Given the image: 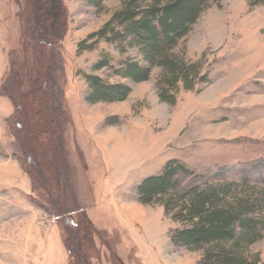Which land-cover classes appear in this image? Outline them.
I'll return each mask as SVG.
<instances>
[{
	"label": "rangeland",
	"instance_id": "374dc122",
	"mask_svg": "<svg viewBox=\"0 0 264 264\" xmlns=\"http://www.w3.org/2000/svg\"><path fill=\"white\" fill-rule=\"evenodd\" d=\"M121 1L104 0L100 7H94L85 0H63L68 15L67 31L60 42H50L52 66L55 67L51 77L55 109L65 111L72 122L64 135L69 153L67 169L81 207L88 210L102 201L101 185L105 172L100 160H151L141 164L134 174L127 175L122 190H126L134 178L155 175L158 163L166 165L171 160L180 161L194 173L192 177L180 174L179 181L184 187L235 182L242 187L246 184L264 189V2L222 0L201 15L184 46L177 52L183 53L187 61L202 62V70L209 72V83L194 91L181 89L177 103L172 107L160 101L156 89L160 69H154L150 80L139 84L116 75L125 61L134 60L145 65L137 48H127L122 54L117 44L101 41L92 50H79L80 43L110 21ZM34 5L35 14L40 17V8H44V4ZM31 11L33 13V9ZM19 13L14 0H0V87L8 74L9 63L32 60V53L24 47L30 40V33L27 40L22 38L23 22L18 19ZM41 22L43 24L36 25L38 33L46 25L44 19ZM41 37L42 34L40 43H46L48 37L44 35L45 40ZM92 44L90 41L86 45ZM104 56L110 60L111 67L94 71V66ZM86 74L96 75L111 84L128 85L132 93L124 102L88 104ZM13 90L14 94L21 93L16 79L13 80ZM0 97L5 96L0 94ZM86 120L88 124L91 121L99 124L98 132L103 131L104 125L109 127L103 133L105 138L113 139L106 157L94 148L91 149L95 151L93 155H84L85 151L88 153L86 147L92 145L88 142L84 145L77 132L85 126ZM8 121L11 134L15 126L13 120L10 125ZM121 144H124L123 148L127 147V158L119 159L120 151L114 155ZM15 154L24 163V169L30 171V162L17 149ZM122 156L126 154L123 152ZM34 195L41 197L43 193L38 190ZM1 208L6 206L0 202ZM41 210L48 226L59 234L53 216ZM143 212L139 232L149 247L166 260H172V264L199 263L200 252L170 249V231L180 225L167 218L162 207L145 206ZM108 214L107 224L111 226L113 222L114 225L109 228L110 232L104 233V236L108 235L109 248L100 249L101 261L97 255L90 256L91 263L142 264L137 261L135 244L119 229L113 220L115 215ZM98 225L102 228L103 224ZM2 232L7 233L8 229L0 226V234ZM58 234L56 239H61ZM15 240V237L10 242L0 239V264H23L15 258L19 256L14 254L15 243L12 242ZM53 240L48 248H55ZM74 251L77 255L75 248ZM251 251L262 254L263 258L264 232L263 239ZM42 264H67V257L63 250L58 249L53 254L49 251Z\"/></svg>",
	"mask_w": 264,
	"mask_h": 264
},
{
	"label": "trees",
	"instance_id": "16d2710c",
	"mask_svg": "<svg viewBox=\"0 0 264 264\" xmlns=\"http://www.w3.org/2000/svg\"><path fill=\"white\" fill-rule=\"evenodd\" d=\"M14 1L20 10L18 19L23 22L22 38L27 40L30 33L24 47L32 53V60L9 63L8 74H4L6 79L0 87V94L9 98L15 109L8 121L10 125L13 120L15 126L11 135L15 148L31 164V170L27 171L21 163L32 181L33 203L53 216L59 230L58 234L52 229L50 239H56V234L61 238L67 264H92L90 256L97 255L101 261L100 249L109 248L106 240L110 232L109 214L96 212L91 220L74 193L64 138L72 122L65 111L55 109L56 98L51 87L55 67L50 42H60L66 33L67 11L63 0ZM85 1L100 7L104 0ZM221 1L122 0L110 21L80 43L79 50H92L101 41L117 44L122 54L127 48H137L145 65L125 61L116 75L139 84L149 81L154 69H160L156 83L160 101L173 107L181 89L194 91L209 83V72L202 70V62L187 61L177 51L184 46L201 15ZM35 3L45 6L40 8V17L35 14ZM41 19L46 25L38 33L36 25L43 24ZM40 34L43 40L44 35L48 37L46 43H40ZM90 41L93 44L87 46ZM110 67V60L104 56L94 71ZM84 77L89 87L88 104L124 102L132 93L128 85L111 84L96 75ZM14 79L18 80L21 93L14 94ZM180 174L194 175L185 164L171 160L159 175L146 178L137 187L141 205L162 207L165 216L180 225L170 231L173 246L200 252L198 264H264V256L251 251L263 239L264 189L246 184L242 187L235 182L184 187L179 181ZM38 190L43 193L41 197L34 195ZM98 223L103 224L102 228ZM110 227L113 228L112 223Z\"/></svg>",
	"mask_w": 264,
	"mask_h": 264
},
{
	"label": "crops",
	"instance_id": "0c3cea01",
	"mask_svg": "<svg viewBox=\"0 0 264 264\" xmlns=\"http://www.w3.org/2000/svg\"><path fill=\"white\" fill-rule=\"evenodd\" d=\"M14 110V105L10 99L0 97V202L6 206V208L0 209V226L8 229L7 233L2 232L0 234V239L10 242L12 237L16 238L12 242L15 243L14 254L19 255L15 257L16 260L23 261V264H41L49 251L53 254L58 249L60 251L63 249L59 239L54 241L56 243L55 248H48L51 243L52 229L48 226L46 215L42 216L41 208L34 204L31 199L32 181L23 170L19 158L16 157L15 139L7 127V121L13 116ZM98 126L100 125L94 124V121L88 124L86 120L85 126H82L81 131L79 129L77 132L78 138H82L80 141L84 145L86 142L92 145V147L87 146L85 149L88 148V153L85 151L84 154L87 157L89 153L93 155L96 149L100 150L104 157L109 152L110 141L113 139L105 138L103 134L109 127L104 125V127L102 126L103 131L98 132ZM78 144L82 145L79 141ZM123 146L124 144H121L114 152V155L118 154L117 151L121 152L117 155L119 159L128 157L127 147L123 148ZM92 148H94V152L91 151ZM123 152L126 156H122ZM149 161L151 160H100L105 172L104 181L101 185L102 195L100 194L102 201L98 205L95 204L91 209H85V211L89 217L96 212H112L115 215L113 220L116 221L119 229L127 234L132 244H135L136 257L142 264H172V260H166L152 247H149L142 240L139 232L145 206L138 201L137 187L146 178H134L126 190L121 189L122 184L128 180L127 175L134 174L141 167V164ZM84 164L86 168L91 170L88 164ZM163 164L158 163L155 166L158 173L148 177L159 175L165 166ZM112 226H114L113 222ZM169 243L170 249L174 247L171 241ZM168 255L171 256L170 253Z\"/></svg>",
	"mask_w": 264,
	"mask_h": 264
}]
</instances>
